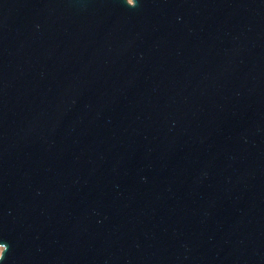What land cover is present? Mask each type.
I'll list each match as a JSON object with an SVG mask.
<instances>
[{
	"label": "water",
	"instance_id": "95a60500",
	"mask_svg": "<svg viewBox=\"0 0 264 264\" xmlns=\"http://www.w3.org/2000/svg\"><path fill=\"white\" fill-rule=\"evenodd\" d=\"M0 243L264 264V0H0Z\"/></svg>",
	"mask_w": 264,
	"mask_h": 264
},
{
	"label": "clouds",
	"instance_id": "9594fccd",
	"mask_svg": "<svg viewBox=\"0 0 264 264\" xmlns=\"http://www.w3.org/2000/svg\"><path fill=\"white\" fill-rule=\"evenodd\" d=\"M126 3H127V5H129V6H134L135 5V0H134V3H132V4H130L129 2H128V0H126ZM0 245H4V246H6L5 244H3V243H0ZM5 254V253H4ZM4 254L3 255H0V260H2L3 258H4Z\"/></svg>",
	"mask_w": 264,
	"mask_h": 264
},
{
	"label": "rangeland",
	"instance_id": "374dc122",
	"mask_svg": "<svg viewBox=\"0 0 264 264\" xmlns=\"http://www.w3.org/2000/svg\"><path fill=\"white\" fill-rule=\"evenodd\" d=\"M0 251H1V247H0Z\"/></svg>",
	"mask_w": 264,
	"mask_h": 264
}]
</instances>
